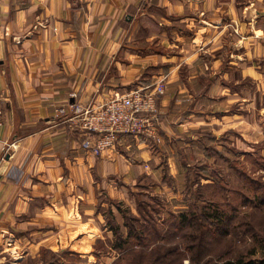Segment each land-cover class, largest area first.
Returning <instances> with one entry per match:
<instances>
[{
    "label": "crops",
    "instance_id": "obj_1",
    "mask_svg": "<svg viewBox=\"0 0 264 264\" xmlns=\"http://www.w3.org/2000/svg\"><path fill=\"white\" fill-rule=\"evenodd\" d=\"M101 46L118 54L117 78L165 79L157 140L119 135L99 155L84 147L73 81ZM132 89L118 80L95 100ZM0 99V264H34L93 225L102 196L145 181L160 193L217 140L239 152L264 140V0H0Z\"/></svg>",
    "mask_w": 264,
    "mask_h": 264
},
{
    "label": "rangeland",
    "instance_id": "obj_2",
    "mask_svg": "<svg viewBox=\"0 0 264 264\" xmlns=\"http://www.w3.org/2000/svg\"><path fill=\"white\" fill-rule=\"evenodd\" d=\"M247 149H220L217 140L209 161L195 158L190 177L165 178L160 193L145 181L123 198L102 196L97 221L41 249L34 264H221L239 257L264 264V140ZM177 197L182 207L170 203ZM203 214L212 225L202 234L196 223Z\"/></svg>",
    "mask_w": 264,
    "mask_h": 264
},
{
    "label": "built area",
    "instance_id": "obj_3",
    "mask_svg": "<svg viewBox=\"0 0 264 264\" xmlns=\"http://www.w3.org/2000/svg\"><path fill=\"white\" fill-rule=\"evenodd\" d=\"M165 79L141 87H136L124 94L114 95L107 103H100L97 107L81 108L75 115L78 126L86 134L84 147L99 155L110 146L119 135H134L158 139L159 114L157 100L165 90ZM153 96L154 99L149 100ZM71 109L74 107L70 105ZM58 113L65 114L60 108ZM3 123V101L0 99V126ZM90 138H95L90 143Z\"/></svg>",
    "mask_w": 264,
    "mask_h": 264
},
{
    "label": "clouds",
    "instance_id": "obj_4",
    "mask_svg": "<svg viewBox=\"0 0 264 264\" xmlns=\"http://www.w3.org/2000/svg\"><path fill=\"white\" fill-rule=\"evenodd\" d=\"M6 11L7 9H5V12ZM104 51V46H101L88 52L85 55L82 64L80 65V70L76 72L78 79L73 81V86L79 84L80 94L83 96V100L80 105L81 108L85 106L91 107L93 103H96V106L99 107L101 102H97L95 100L96 96L101 95L103 90L107 87L116 85L118 83V80H123V82L129 87H136L135 81L139 79V76L137 74H133L130 76L128 73H125L123 76L117 78L114 65L116 63L118 54L115 52V50H113L112 52L107 53L106 58L105 56L101 55V53ZM97 58H99L100 63H97ZM85 85H87V87H85ZM152 99H154V97L150 96L149 100ZM107 102L108 96L107 94H105V100L103 101V103ZM17 129L22 134L24 125L18 123ZM4 135V143H7V136L9 135V132L5 130ZM236 170L241 171V174H243L242 170L238 168ZM97 235H99V233H97ZM252 246V242L249 239L243 247L242 251L247 254ZM184 264H190L189 260L185 259Z\"/></svg>",
    "mask_w": 264,
    "mask_h": 264
},
{
    "label": "trees",
    "instance_id": "obj_5",
    "mask_svg": "<svg viewBox=\"0 0 264 264\" xmlns=\"http://www.w3.org/2000/svg\"><path fill=\"white\" fill-rule=\"evenodd\" d=\"M211 138H215L213 135L210 136ZM207 214H203V216H201L198 220L197 227L201 230V233L203 234L206 230L207 227L212 225V220L209 219L210 217ZM183 218H185L184 216H182ZM185 220V219H184ZM182 220V222L184 221ZM219 223V221H218ZM208 232H206L207 234ZM210 236V235H207ZM170 252V251H169ZM55 255V254H54ZM162 255V256H160ZM164 254H159L158 255V260L160 261V263H162V260L165 259V257L163 256ZM221 264H254V262L252 260H244L242 257L236 258V259H226L224 261H222Z\"/></svg>",
    "mask_w": 264,
    "mask_h": 264
}]
</instances>
